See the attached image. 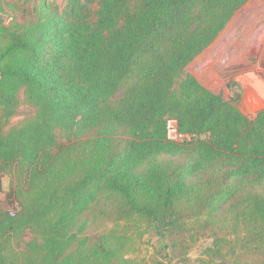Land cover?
Instances as JSON below:
<instances>
[{
	"label": "trees",
	"instance_id": "obj_1",
	"mask_svg": "<svg viewBox=\"0 0 264 264\" xmlns=\"http://www.w3.org/2000/svg\"><path fill=\"white\" fill-rule=\"evenodd\" d=\"M249 1L0 0V264H264V109L184 73Z\"/></svg>",
	"mask_w": 264,
	"mask_h": 264
},
{
	"label": "rangeland",
	"instance_id": "obj_2",
	"mask_svg": "<svg viewBox=\"0 0 264 264\" xmlns=\"http://www.w3.org/2000/svg\"><path fill=\"white\" fill-rule=\"evenodd\" d=\"M184 73L192 74L209 90L252 118L264 109V0H250L240 8L213 44L197 56ZM34 113L20 93L19 105L10 123L20 124ZM57 132H61L60 129ZM59 140L66 139L61 134ZM1 183L0 213L16 208L17 198L11 193L18 189L21 180L13 170L3 173ZM211 242L208 239L200 249L189 253L191 264H198L201 250ZM140 248V255L147 258H163L168 253L165 248L161 250L160 239L155 235H145Z\"/></svg>",
	"mask_w": 264,
	"mask_h": 264
},
{
	"label": "built area",
	"instance_id": "obj_3",
	"mask_svg": "<svg viewBox=\"0 0 264 264\" xmlns=\"http://www.w3.org/2000/svg\"><path fill=\"white\" fill-rule=\"evenodd\" d=\"M166 139L177 144L185 143L197 138H206L208 134L200 136L196 134H189L180 129L179 122L175 117H168L165 123Z\"/></svg>",
	"mask_w": 264,
	"mask_h": 264
}]
</instances>
